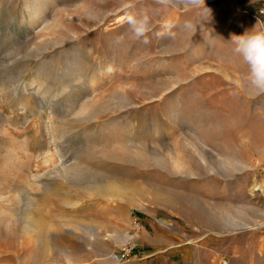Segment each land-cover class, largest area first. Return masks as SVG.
Wrapping results in <instances>:
<instances>
[{
    "label": "rangeland",
    "instance_id": "1",
    "mask_svg": "<svg viewBox=\"0 0 264 264\" xmlns=\"http://www.w3.org/2000/svg\"><path fill=\"white\" fill-rule=\"evenodd\" d=\"M205 5L0 0V264H264V0Z\"/></svg>",
    "mask_w": 264,
    "mask_h": 264
},
{
    "label": "clouds",
    "instance_id": "2",
    "mask_svg": "<svg viewBox=\"0 0 264 264\" xmlns=\"http://www.w3.org/2000/svg\"><path fill=\"white\" fill-rule=\"evenodd\" d=\"M186 2L189 6L202 8L207 14H211V10L205 5V0H186ZM133 7L134 4L131 2L123 5L124 9ZM128 22L133 33L139 37L147 31L149 20L146 14L137 15L130 12ZM231 42L234 45L233 52L249 67L246 79L251 88L258 94H264V29L257 30L254 27L242 35H233Z\"/></svg>",
    "mask_w": 264,
    "mask_h": 264
}]
</instances>
